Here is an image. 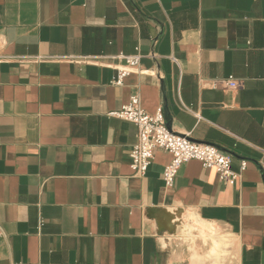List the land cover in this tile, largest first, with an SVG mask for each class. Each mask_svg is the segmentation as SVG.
Returning a JSON list of instances; mask_svg holds the SVG:
<instances>
[{
	"label": "crops",
	"instance_id": "1",
	"mask_svg": "<svg viewBox=\"0 0 264 264\" xmlns=\"http://www.w3.org/2000/svg\"><path fill=\"white\" fill-rule=\"evenodd\" d=\"M0 40V264H264V0H0ZM134 95L240 180L137 175Z\"/></svg>",
	"mask_w": 264,
	"mask_h": 264
},
{
	"label": "built area",
	"instance_id": "2",
	"mask_svg": "<svg viewBox=\"0 0 264 264\" xmlns=\"http://www.w3.org/2000/svg\"><path fill=\"white\" fill-rule=\"evenodd\" d=\"M1 44V40H0ZM118 60L124 62L117 69L116 86H123L125 79L136 72H141L142 56L137 49L133 55L121 54ZM222 85L237 90L240 84L236 80L215 81L214 85ZM111 118H117L134 124L138 129L137 142L130 153V167L139 176H144L153 164L158 151L171 156L170 162L163 171V181L166 188H173L181 168L191 161H198L206 169L217 172L219 179L234 186L241 178V173L232 168V157L222 152L216 146L201 144L190 139L189 136L178 135L168 126L162 108L155 114L147 113L141 106L139 96L134 95L130 102L121 109L110 112ZM247 167L245 161L241 164V171Z\"/></svg>",
	"mask_w": 264,
	"mask_h": 264
},
{
	"label": "bare ground",
	"instance_id": "3",
	"mask_svg": "<svg viewBox=\"0 0 264 264\" xmlns=\"http://www.w3.org/2000/svg\"><path fill=\"white\" fill-rule=\"evenodd\" d=\"M195 218V217H194ZM176 221V220H175ZM179 221V220H178ZM178 223V222H177ZM182 223V222H181ZM198 224V223H197ZM206 224V223H205ZM183 225V224H182ZM208 229H209V231L214 235L215 233V230H214V228L213 227H211V226H209V225H205ZM187 228V227H186ZM188 228H189V226H188ZM190 229V228H189ZM190 231V230H189ZM192 231V230H191ZM188 233V232H187ZM188 235H189V233H188ZM212 235V236H213ZM215 236V235H214ZM214 248H213V250H212V255L213 256H218L219 254H220V252L222 251V247H223V243L221 242V240H218V239H214Z\"/></svg>",
	"mask_w": 264,
	"mask_h": 264
},
{
	"label": "rangeland",
	"instance_id": "4",
	"mask_svg": "<svg viewBox=\"0 0 264 264\" xmlns=\"http://www.w3.org/2000/svg\"><path fill=\"white\" fill-rule=\"evenodd\" d=\"M214 233H215V232H214ZM219 240H221V242L223 243V247H224L225 245L228 246V243H229L228 240H229V239H226V238H222V237H221V238H219ZM225 247H226V246H225Z\"/></svg>",
	"mask_w": 264,
	"mask_h": 264
},
{
	"label": "water",
	"instance_id": "5",
	"mask_svg": "<svg viewBox=\"0 0 264 264\" xmlns=\"http://www.w3.org/2000/svg\"><path fill=\"white\" fill-rule=\"evenodd\" d=\"M168 126V128L170 129V126H169V124L167 125ZM171 130V129H170Z\"/></svg>",
	"mask_w": 264,
	"mask_h": 264
}]
</instances>
